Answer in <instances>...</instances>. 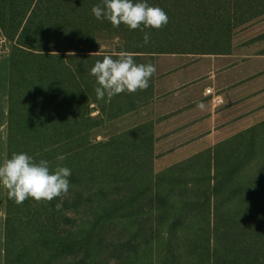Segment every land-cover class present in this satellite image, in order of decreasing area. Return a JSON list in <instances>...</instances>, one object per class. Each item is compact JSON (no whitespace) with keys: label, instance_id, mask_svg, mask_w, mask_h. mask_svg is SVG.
I'll use <instances>...</instances> for the list:
<instances>
[{"label":"trees","instance_id":"16d2710c","mask_svg":"<svg viewBox=\"0 0 264 264\" xmlns=\"http://www.w3.org/2000/svg\"><path fill=\"white\" fill-rule=\"evenodd\" d=\"M148 2L168 23L144 29L143 44L140 29L91 14L101 0H0V35L12 43L6 158L71 169L68 192L51 201L6 194L4 264H264V120L155 171L156 125L168 117L154 113L156 74L103 100L89 75L122 51L138 64L231 53L264 0ZM150 104V117L95 137Z\"/></svg>","mask_w":264,"mask_h":264},{"label":"crops","instance_id":"0c3cea01","mask_svg":"<svg viewBox=\"0 0 264 264\" xmlns=\"http://www.w3.org/2000/svg\"><path fill=\"white\" fill-rule=\"evenodd\" d=\"M254 42L252 46L246 48L250 50L238 49L233 44L234 47L228 54L181 55L206 56L214 62L217 58H239L231 64H238L253 57L264 59V37ZM181 55L166 54L155 59L154 89L156 97L153 104L154 113L156 116L168 115L166 119L156 125V136L159 139L155 143V161L163 160L171 154H178L179 156L169 161H162V168L264 120V115L259 117L264 111V102H257L264 96V86L259 85L255 89L242 91L245 85L248 87V84L252 83V81H247L251 75L237 77L235 81H225L222 91L206 86L201 93H195L192 91L194 84L191 82L193 79L188 78V72L181 67L183 64L176 67L169 65L166 69H164L166 66H162L161 69L156 66L162 57H183ZM228 65L226 64L225 67ZM220 69V66L214 67L209 76L216 77ZM1 70L2 67L0 68V162L6 159L7 151L8 64L7 68H4V73ZM173 72L177 74H172ZM260 72H264V69ZM207 88H211L213 92L219 95L221 99L219 104L211 95L206 93ZM200 103L204 105L202 109L197 106ZM5 198L6 190L3 192L0 208V264H4Z\"/></svg>","mask_w":264,"mask_h":264},{"label":"clouds","instance_id":"9594fccd","mask_svg":"<svg viewBox=\"0 0 264 264\" xmlns=\"http://www.w3.org/2000/svg\"><path fill=\"white\" fill-rule=\"evenodd\" d=\"M91 14L97 20H107L113 27L124 24L129 30L140 29L143 44L150 42V35L144 29H158L168 23L167 13L148 0H101L91 7ZM155 72L154 63L138 64L126 51L120 52L115 59L112 55H104L89 69V75L95 77L97 100L146 89ZM197 106L204 107L203 103ZM55 159L62 162L65 155L58 153ZM70 175L71 169L62 163L50 167L48 160L36 161L25 152L13 153L0 162V188L6 190L7 198L16 204L28 198L51 201L66 194ZM55 207L61 208L62 202H57Z\"/></svg>","mask_w":264,"mask_h":264},{"label":"rangeland","instance_id":"374dc122","mask_svg":"<svg viewBox=\"0 0 264 264\" xmlns=\"http://www.w3.org/2000/svg\"><path fill=\"white\" fill-rule=\"evenodd\" d=\"M264 35V16L251 22L250 24L246 25L242 29H239L233 37V44L238 49H246L249 46H252V43L255 40H258ZM255 43V42H254ZM12 43L7 40L5 37L0 35V68L2 67L1 72L4 73V68H7V64L9 65L8 58L9 52L11 50ZM250 50V49H246ZM181 55V54H179ZM183 57H162L158 61L159 63L156 65L160 69L162 66H166L164 69L169 67V65L176 67L178 65L183 64V67L186 72H188V78L191 77L193 81L191 82L194 84L192 87V91L195 93H201V91L206 87H212L215 90L222 91V87L225 84V81H235L237 77H245L244 75H251V78L247 81H252V83L245 85L242 89L243 92L248 90L255 89L259 85L264 86V72H260L264 69V59L262 57H253L250 59L245 60L244 62H239L238 64H231L232 62H236L239 58L238 57H224V58H217L215 62L211 60L209 57H190L189 55H181ZM240 56V55H238ZM228 65L225 67V65ZM220 66L221 69L218 70V75L216 77H210L209 73L211 70H214V67ZM224 67V68H223ZM163 69V70H164ZM6 72V71H5ZM176 72V71H175ZM177 74V73H172ZM171 74V75H172ZM222 93V92H221ZM224 93V92H223ZM258 99V98H257ZM257 102H264V96L257 100ZM254 102V103H257ZM253 103V104H254ZM252 104V105H253ZM150 105L145 108H141L136 113L129 115V118L120 120L114 125L107 126L104 129H101L95 134L97 139H102L104 134H107L111 131H115V129H119L121 127L130 125L131 123L139 122L146 117H150L151 113L148 111L150 109ZM97 111H94L93 114H96ZM264 115V111L259 117ZM258 117V116H257ZM123 121V122H122ZM116 129V130H117ZM98 133H101L100 135ZM179 157L178 154H171L168 155L163 160H156L154 169L155 171H159L163 169L161 166L162 161H169L170 159H175ZM1 158V155H0ZM1 160V159H0ZM3 192L4 189L0 188V208L1 202L3 199ZM1 210V209H0ZM1 212V211H0Z\"/></svg>","mask_w":264,"mask_h":264},{"label":"built area","instance_id":"2783aa9c","mask_svg":"<svg viewBox=\"0 0 264 264\" xmlns=\"http://www.w3.org/2000/svg\"><path fill=\"white\" fill-rule=\"evenodd\" d=\"M206 93H207L208 95H211V96L213 97V99L216 101L217 104H219V103L221 102V99H220L219 95L216 94L215 92H213V91L211 90V88H207V89H206Z\"/></svg>","mask_w":264,"mask_h":264}]
</instances>
